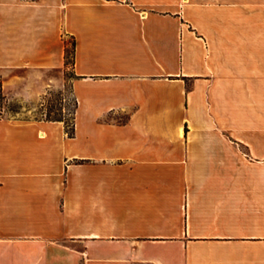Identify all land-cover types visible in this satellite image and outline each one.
<instances>
[{"label":"crops","instance_id":"obj_1","mask_svg":"<svg viewBox=\"0 0 264 264\" xmlns=\"http://www.w3.org/2000/svg\"><path fill=\"white\" fill-rule=\"evenodd\" d=\"M0 83V264H264V0H0Z\"/></svg>","mask_w":264,"mask_h":264},{"label":"rangeland","instance_id":"obj_2","mask_svg":"<svg viewBox=\"0 0 264 264\" xmlns=\"http://www.w3.org/2000/svg\"><path fill=\"white\" fill-rule=\"evenodd\" d=\"M72 78L71 71L67 72V79ZM2 110H4V100L2 101ZM21 105L12 103L7 107V113L15 114L22 112ZM31 108V107H30ZM75 109V99L72 95L71 88L67 84L66 91L62 93L50 92L46 95L40 103L37 104V109L33 111V116L38 119L61 118L65 121L67 126L73 125V114Z\"/></svg>","mask_w":264,"mask_h":264},{"label":"trees","instance_id":"obj_3","mask_svg":"<svg viewBox=\"0 0 264 264\" xmlns=\"http://www.w3.org/2000/svg\"><path fill=\"white\" fill-rule=\"evenodd\" d=\"M3 100H4V96H3V92H2V85L0 83V116L2 115V111H3L2 106H1ZM75 108H76V101H75ZM74 112H75V109H74ZM73 118H74V114H73ZM45 119L49 120V121H64L61 118H49L48 116ZM66 132H67L69 137L74 136V122H73V125L71 127L66 125Z\"/></svg>","mask_w":264,"mask_h":264}]
</instances>
